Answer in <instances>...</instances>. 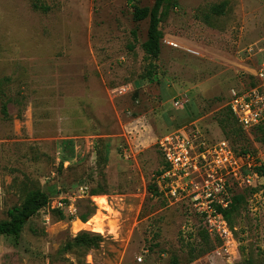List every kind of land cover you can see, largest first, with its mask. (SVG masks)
Here are the masks:
<instances>
[{
  "label": "rangeland",
  "instance_id": "374dc122",
  "mask_svg": "<svg viewBox=\"0 0 264 264\" xmlns=\"http://www.w3.org/2000/svg\"><path fill=\"white\" fill-rule=\"evenodd\" d=\"M148 26L128 0H0V222L50 196L0 237V264H264V140L227 105L264 61V0H172L143 78ZM223 140L251 156L237 176L208 152ZM207 180L224 183L214 202L238 198L225 232L206 221Z\"/></svg>",
  "mask_w": 264,
  "mask_h": 264
},
{
  "label": "built area",
  "instance_id": "2783aa9c",
  "mask_svg": "<svg viewBox=\"0 0 264 264\" xmlns=\"http://www.w3.org/2000/svg\"><path fill=\"white\" fill-rule=\"evenodd\" d=\"M254 48L251 47L250 51ZM257 51L264 52V44L258 46ZM232 110L233 114L239 121L244 130H251L258 125L264 123V61L261 65L255 69V72L251 76V81L247 86L240 88H232L229 93V99L227 104ZM212 154L213 161L217 168L232 172L237 176L239 171V162L243 160H250V154L237 155L231 145L226 141H220L213 149L208 150ZM202 156L206 159V154L203 152ZM168 162L172 165V170L183 167L186 162H183L181 154L175 155L171 152L167 153ZM206 197L202 204L205 205L206 221L209 223L210 230L217 229L218 232H222L221 224L224 220L223 215L219 213L215 207L216 204L227 206L228 203L217 201L216 194L220 193L224 188V183L213 181H206L205 184ZM172 193L176 194V189L172 190ZM224 230V229H223ZM226 230H224L225 232ZM141 259V258H140Z\"/></svg>",
  "mask_w": 264,
  "mask_h": 264
},
{
  "label": "trees",
  "instance_id": "16d2710c",
  "mask_svg": "<svg viewBox=\"0 0 264 264\" xmlns=\"http://www.w3.org/2000/svg\"><path fill=\"white\" fill-rule=\"evenodd\" d=\"M136 0H128V3L133 7V17L135 20L149 19V26L147 32V39L143 43V48L148 59V63L142 73L143 78L153 77L157 73L156 61L159 59L161 53V39L162 31L160 29V23L162 21V11L166 4L172 0H154L151 6H137L135 4ZM33 7L35 9H40L47 11L48 6L33 2ZM224 9V4L215 5L212 10L215 13H222ZM230 109V107L228 106ZM3 113L7 114L6 103L3 105ZM231 111V109H230ZM232 112V111H231ZM236 121L238 122L235 115L232 113ZM239 124V122H238ZM240 128L243 127L239 124ZM257 129L261 132V139L264 140V123L257 126ZM248 153V152H243ZM253 172L258 175L264 176V164H255L253 166ZM153 189L157 190L156 185ZM50 200V196L47 192L42 190L33 191L28 195L24 202L20 206L13 207L8 210V218L0 222V237L2 235L15 236L19 238L23 232L24 226L27 221L37 214L40 209L45 207ZM238 198L235 197L231 202L228 203L226 207L221 204H216L215 207L219 213H221L226 219L230 221V215L236 207V202ZM83 221H86L85 217H82ZM96 238V237H95ZM77 243L82 245L96 244L95 240L90 239L86 235L78 236L76 239Z\"/></svg>",
  "mask_w": 264,
  "mask_h": 264
},
{
  "label": "bare ground",
  "instance_id": "6f19581e",
  "mask_svg": "<svg viewBox=\"0 0 264 264\" xmlns=\"http://www.w3.org/2000/svg\"><path fill=\"white\" fill-rule=\"evenodd\" d=\"M104 231V230H103Z\"/></svg>",
  "mask_w": 264,
  "mask_h": 264
}]
</instances>
